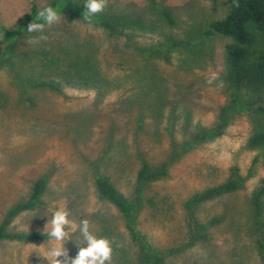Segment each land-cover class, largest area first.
<instances>
[{
	"label": "rangeland",
	"instance_id": "1",
	"mask_svg": "<svg viewBox=\"0 0 264 264\" xmlns=\"http://www.w3.org/2000/svg\"><path fill=\"white\" fill-rule=\"evenodd\" d=\"M63 1L84 9L85 0ZM53 2L0 0V27L11 31L32 6ZM226 12V0H108L96 21L59 12L62 21L44 29L47 40L27 44L39 34L25 30L10 47L0 44V222L35 180L45 182L36 204L6 227L33 238L0 240V264H47L37 247L48 241L44 227L59 207L114 241L111 264L156 257L160 264H262L255 239L264 244V192L258 219L249 199L264 165L253 163L256 152L246 145L240 105L247 96L218 80L228 39L207 34ZM79 61L92 69L89 82L73 78ZM39 81L58 90L30 85ZM141 161L150 172L166 164V176L137 184ZM233 169V192L190 203ZM95 177L114 187L127 219L99 197ZM69 230L73 242L64 247L75 257L83 240Z\"/></svg>",
	"mask_w": 264,
	"mask_h": 264
},
{
	"label": "trees",
	"instance_id": "2",
	"mask_svg": "<svg viewBox=\"0 0 264 264\" xmlns=\"http://www.w3.org/2000/svg\"><path fill=\"white\" fill-rule=\"evenodd\" d=\"M153 4V0H147ZM227 12L221 19H217L208 25L207 34L216 35L228 39L223 46L222 68L218 74L219 82L225 89L231 92H241L247 96V100L241 103L240 110L247 112L249 134L246 145L256 152L253 163L264 165V0H226ZM58 12H66L72 15L85 18V9L74 8L63 0H55L51 5ZM40 11V10H39ZM38 11L31 7L29 13L19 17L11 31L0 27V44L8 48L13 43L16 34L27 30V26L36 19ZM161 19L169 25L173 21L169 13L160 12ZM93 21H96L94 18ZM101 26L111 30V23L108 21L98 22ZM81 71L87 75H80L79 70L73 74L84 82H89V69L91 67L79 61ZM72 78V77H69ZM91 82L98 83L91 79ZM29 85V83H28ZM34 88H46L58 90L57 87L48 82H30ZM107 85V84H105ZM99 88L102 85L98 86ZM232 103H238L236 99ZM196 137L195 140H200ZM166 176V164H161L158 170L150 172L144 161L140 162V168L136 174V182H153ZM238 186V178L235 170L229 179L221 184L209 187L194 195L190 203L198 204L212 198L231 193ZM94 187L99 197L111 203L127 219V207L123 199L116 193V190L106 180L99 177L94 178ZM45 182L43 178L35 180L25 201L18 203L7 211L0 222V240H24L33 238L29 234H9L6 227L10 220L20 211L31 208L38 201L44 192ZM264 192V179L257 191L253 192L249 199L250 208L254 219L260 215V196ZM255 245L262 264H264V244L259 236L255 239ZM161 257L152 260V264H160Z\"/></svg>",
	"mask_w": 264,
	"mask_h": 264
},
{
	"label": "clouds",
	"instance_id": "3",
	"mask_svg": "<svg viewBox=\"0 0 264 264\" xmlns=\"http://www.w3.org/2000/svg\"><path fill=\"white\" fill-rule=\"evenodd\" d=\"M85 19L91 21L101 14L108 7V0H85ZM62 21L61 13L51 6H46L38 11L36 19L27 26V33H37L38 36L30 38L27 44L36 45L42 40H47L44 35L46 26L50 27ZM208 83H212L209 80ZM70 212L66 207L55 208L50 221L44 227L47 230L48 241L37 248H43L42 259L47 264H111L114 241L106 237H98L90 231L89 221L81 220L78 224L69 219ZM50 224V229L48 228ZM78 231L82 240V245H76L78 252L75 257L68 255L64 247L66 241H72L70 234ZM55 242V243H53ZM73 242V241H72ZM47 245V246H45Z\"/></svg>",
	"mask_w": 264,
	"mask_h": 264
}]
</instances>
